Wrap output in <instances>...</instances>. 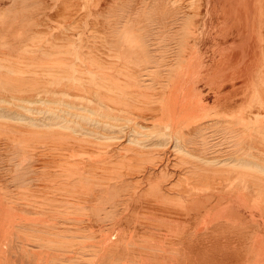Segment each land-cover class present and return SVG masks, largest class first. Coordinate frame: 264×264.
Listing matches in <instances>:
<instances>
[{"label":"bare ground","instance_id":"6f19581e","mask_svg":"<svg viewBox=\"0 0 264 264\" xmlns=\"http://www.w3.org/2000/svg\"><path fill=\"white\" fill-rule=\"evenodd\" d=\"M0 264H264V0H0Z\"/></svg>","mask_w":264,"mask_h":264},{"label":"rangeland","instance_id":"374dc122","mask_svg":"<svg viewBox=\"0 0 264 264\" xmlns=\"http://www.w3.org/2000/svg\"><path fill=\"white\" fill-rule=\"evenodd\" d=\"M252 4L245 2L227 9L221 16H217L225 25L227 31L248 32L254 26Z\"/></svg>","mask_w":264,"mask_h":264}]
</instances>
